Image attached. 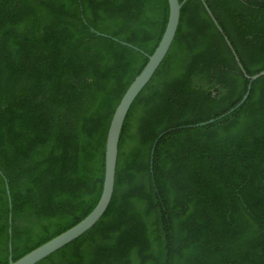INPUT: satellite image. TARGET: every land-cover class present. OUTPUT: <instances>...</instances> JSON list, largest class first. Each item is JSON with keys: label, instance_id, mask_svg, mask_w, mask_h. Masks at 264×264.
Returning a JSON list of instances; mask_svg holds the SVG:
<instances>
[{"label": "trees", "instance_id": "16d2710c", "mask_svg": "<svg viewBox=\"0 0 264 264\" xmlns=\"http://www.w3.org/2000/svg\"><path fill=\"white\" fill-rule=\"evenodd\" d=\"M205 1L244 71L264 70V0ZM167 18V0H0V264L95 206L111 115ZM247 82L185 0L126 113L106 210L34 264H264V75L188 127Z\"/></svg>", "mask_w": 264, "mask_h": 264}, {"label": "water", "instance_id": "95a60500", "mask_svg": "<svg viewBox=\"0 0 264 264\" xmlns=\"http://www.w3.org/2000/svg\"><path fill=\"white\" fill-rule=\"evenodd\" d=\"M168 1V18L167 22L164 28V31L162 33V36L157 43L155 49L153 52L149 55H147V61L143 68L139 71V73L133 78V80L130 82L124 93L122 94L120 100L118 101L112 115L109 121V125L106 132V138H105V149H104V175H103V183H102V190L100 197L95 204V206L92 208V210L83 217L80 221H78L73 226L69 227L68 229L64 230L63 232L59 233L58 235L52 237L51 239L47 240L46 242L40 244L39 246L33 248L29 252L25 253L21 257H19L16 260H11L8 262V264H34L41 260L42 258L46 257L50 253L54 252L58 248L64 246L65 244L69 243L76 237L80 236L82 233H84L87 229H89L92 225L98 221V219L101 217V215L106 210L114 188V178H115V168H116V161H117V152H118V142H119V136L122 128L123 121L125 119L126 113L136 97V95L140 92V90L145 86V84L150 80L153 73L159 66V64L162 62L163 58L165 57L172 41L175 36L179 19H180V9L182 4L185 0H167ZM205 9L207 10L209 16L215 23L218 30L223 34L226 43L234 53L235 59L237 61V64L239 65L241 71L244 73V76L248 79L246 90L240 100L234 104L230 109H228L226 112L220 114L219 116L215 118H211L207 121L200 122L198 124H191L188 125V127H193L196 125H203L209 122H213L215 119H218L220 117L225 116L229 112L233 111L235 108H237L248 96L251 84L253 80H255L257 77L264 75V70H261L255 74L249 75L247 74L233 47L231 46V43L229 42L228 38L226 37L225 33L223 32L222 28L216 21L213 13L210 11L208 5L206 4L205 0H201ZM165 133L162 132L157 136L155 141L152 144L151 151H150V168H152V161H153V153L155 144L158 140V138L161 137ZM7 193L9 194L7 185H6ZM11 221L10 215H9V222ZM10 233V228H9ZM8 249L11 251V243H8Z\"/></svg>", "mask_w": 264, "mask_h": 264}]
</instances>
